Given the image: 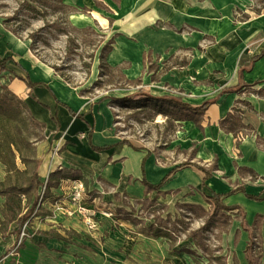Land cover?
Returning <instances> with one entry per match:
<instances>
[{"label": "rangeland", "instance_id": "1", "mask_svg": "<svg viewBox=\"0 0 264 264\" xmlns=\"http://www.w3.org/2000/svg\"><path fill=\"white\" fill-rule=\"evenodd\" d=\"M93 1L97 9L106 12L103 4ZM76 2L0 0V25L27 42L29 50L32 45L30 53L35 59L52 70V67L58 69V73L53 70L56 75L66 78L70 87L92 101L102 97L138 100L142 98L137 96L141 92L149 97L195 102L194 95L198 92L193 86H201L198 95H206L229 83L224 81L225 76L219 67L210 69L205 66V48L211 43L209 39L203 40L196 49L147 55L137 80L129 81L125 77L126 63L114 67L116 71H104L106 76L100 77L99 55L111 35L92 20L91 10ZM246 2L251 12L264 6V0ZM67 5L71 8L66 9ZM44 10L47 11L45 16L42 15ZM244 19L242 11L235 9L234 22ZM15 76L8 70L0 73V93L6 87L12 101L20 100L26 104L27 99L10 89V82L17 79ZM18 77L24 78L23 75ZM98 80H102V84L98 85ZM258 97L264 102V97L246 88L239 96L242 100L237 101L232 112L240 119L243 128L234 127L232 146L225 153L222 172L232 177L233 169L236 170L239 177L234 185H241L245 180L264 185V178L254 171L237 169L239 144L251 133L242 120L243 111L253 110L246 99L256 100ZM130 104L112 103L110 99L102 102L112 113L114 133L119 140L133 148L150 151L159 163L171 166L196 164L197 140L202 132L198 120L174 121L173 110L165 115L158 113L153 103L135 108ZM23 111L20 118L10 124L6 137L7 142L15 144L20 155L15 153L14 159L0 142V160L6 163V167L0 164L5 172L1 188L7 190L4 197L0 196V233L3 236L0 250L7 246L0 253V260L11 256L14 258L12 264H246L244 249L249 243V232H253L254 257L258 264H264V220L247 223L245 230L240 225L239 213L214 209L211 195L199 205L184 203L179 195L157 197L151 194L133 201L119 195L120 205L115 207H102L96 203L98 211L94 230L89 229L81 217L66 216L57 206L52 207L61 203L54 201L52 191L44 193V188L46 183L56 184L58 177L80 176L63 171L57 176L49 175L44 181L40 177L41 186H34L32 178L39 158L55 155L60 143L55 142L53 149L47 148L45 125L41 126L30 112ZM259 117L264 124V115ZM262 138L260 145L264 148ZM217 164V157L211 158L208 164L197 162L206 170H216ZM227 176L225 178H229ZM219 183L218 180L217 185ZM84 186L86 191L91 190L88 181ZM62 193L63 198L68 197V191ZM41 196L43 200L47 198L49 204L44 203L46 200L39 202ZM64 204L67 205V201ZM91 206L86 203L87 208L91 209ZM114 212L117 213L116 222ZM20 217H25L24 223L15 231V222ZM164 226L171 231V236H155V231L161 232Z\"/></svg>", "mask_w": 264, "mask_h": 264}, {"label": "crops", "instance_id": "2", "mask_svg": "<svg viewBox=\"0 0 264 264\" xmlns=\"http://www.w3.org/2000/svg\"><path fill=\"white\" fill-rule=\"evenodd\" d=\"M96 1L104 5L106 12L97 9L93 0H77L76 3L91 10L92 20L111 35V49L105 62L113 68L126 63L124 75L129 81L137 80L141 75L147 55H160L168 50H192L203 40H211L205 48V66L210 69L219 67L225 76L224 81L229 83L206 95H198L201 86H193L198 92L194 95L197 100L180 101L199 107L205 101L215 99L203 115L195 120L199 121L202 132L197 140L194 163L208 164L211 158L217 157L218 166L206 181V188H203L204 174L196 168L159 163L150 151L122 143L114 133L111 111L102 105L105 100L100 101V98L92 101L79 95L50 67L31 55L27 42L19 40L0 25V59H9L6 69L12 74L23 75V79L28 77L32 83L40 84L30 89L19 80L29 112L45 125L47 148L53 149L55 142L60 143H57L60 146L55 155L39 158V180L42 177L41 181H44V178L55 172L79 174L77 178L84 184L88 181L90 185L91 190L86 191L85 202L92 204L91 199L94 198L95 204L91 207L96 206V203L102 207L120 205L117 200L119 195H125L133 201L151 194L157 197L179 195L184 203L199 205L205 201L203 195L227 194L240 187L243 192L226 196L222 200L223 204L240 207L246 225L254 224L256 219L264 220V185L247 180L241 185H234L239 177L236 170L233 169L232 177L222 172L225 153L232 146L233 138L231 133L222 131L219 126L220 121L233 115L235 104L242 100L239 96L243 90L250 88L256 94L264 91V6L251 12L246 0ZM92 7L95 10L93 12ZM235 9L242 11L244 20L234 22ZM255 57L258 58L252 61ZM14 80L18 79L11 82ZM237 86L241 87L240 92L221 94L223 90ZM246 101L253 110H242V120L251 126L256 136L263 139L264 124L259 116L264 115V102L259 97ZM65 106L81 117L71 115ZM89 139L91 146L99 151L90 146ZM239 152L237 169L252 170L264 178V148L256 142L255 136L243 138ZM143 178L159 188L145 194ZM67 179L71 178L60 179L55 187L46 189V192L52 191V195L58 198ZM4 180L5 172L0 166V183ZM218 180L220 183L217 185ZM114 215L115 221L117 213L114 212ZM19 219L15 222V231L23 225L19 226ZM2 237L0 233V242ZM10 238L13 239L12 236ZM13 260L7 256L0 260V264H12Z\"/></svg>", "mask_w": 264, "mask_h": 264}, {"label": "trees", "instance_id": "3", "mask_svg": "<svg viewBox=\"0 0 264 264\" xmlns=\"http://www.w3.org/2000/svg\"><path fill=\"white\" fill-rule=\"evenodd\" d=\"M50 1H52V0H50ZM59 1L62 2V0H59ZM65 8L70 9L71 7L65 6ZM42 15H44V16L47 15V11L44 10ZM4 23L7 24L6 22H4ZM10 32L12 34H15L14 31H10ZM110 49H111V41H108V43H106L101 48V52L99 55L100 77L106 76L104 71L108 72V71H116L117 70L113 67H110L105 62V56L109 53ZM30 51L31 52L33 51L32 45L30 46ZM257 58L258 57L253 58L252 61H254ZM8 61H9V59H0V73L7 71L6 64ZM91 61L93 63L94 55L91 57ZM52 68L56 73H58V69H56L54 67H52ZM15 77L18 80L23 81L25 83V85L30 89L40 85L38 83H32L28 77L25 79L20 78L18 76H15ZM59 77H61L64 80V82H67L66 78L64 79L60 75H59ZM102 82H103L102 80H98L97 84L100 85V84H102ZM240 90H241V87L237 86L234 88L225 89L221 92V94H225V93H229V92H240ZM257 94L261 97H264V91H258ZM8 95L10 96L11 94L8 92L6 87H3L2 92L0 93V142H2L4 144L6 151H8V153H10V155L15 159V156H16L15 153L19 154V151L13 142H7L6 141V137L9 134V126L11 123H15L16 120H18L20 118V116L22 115V112H24L23 110H27L28 112H29V110H28V107L26 106V104L24 102H22L20 100L12 101V98H10ZM79 95L83 96L81 92H79ZM137 96H140L142 98H140L138 100H132L131 98L129 99L127 97H124V98L102 97L100 99V101H103L105 99H110V102H112V103L127 102V103H131L130 105H132L133 108L138 107L139 105H143L144 103H153L157 106V112L160 114L167 115L169 110H173V112H171V114L174 116L172 120L179 121V122L196 120L198 117L203 115V112L207 109V107L209 105H211L212 103L215 102V99H213V100L205 101L199 107H192L189 104L183 103L182 101H180L176 98L149 97V96H146L145 94H142L141 92L138 93ZM67 110L71 115L76 116L78 118L81 117L80 115H75L70 109L67 108ZM38 123L44 127L43 123H41V122H38ZM219 126H220L222 131H224L226 133H231V134L234 133V129H235L234 127L243 128V126L241 125L240 119L234 117V115H228L225 119H223L222 121L219 122ZM247 129L251 130V133H248L247 135L250 134V135L255 136L256 142L260 145V142H263V139H261L260 137L255 135L251 126L247 125ZM121 142L126 144V145H129L125 141L121 140ZM89 144H90V139H89ZM90 146H91V144H90ZM91 147L96 151L100 150V149L94 148L93 146H91ZM0 164H3L6 167V163L3 162L2 160H0ZM186 166H192L204 174L202 187L206 188V181L211 177L212 172L215 171L214 170L215 168H213L211 170H206L205 168H203L197 164H191V163H185L179 167H186ZM38 167H39V163L37 162L36 163V170H35V172L33 174V178H32V181L34 182V186L36 188L41 186L39 177L37 175ZM141 169H142V173H143V165H142ZM60 173L61 172H55L52 174V176L53 175H55V176L60 175ZM58 178H59L58 179V181H59L60 177H58ZM142 184L145 187V194L149 193L150 191L157 190L159 188L158 185L157 186L152 185L149 182H147L144 178L142 179ZM2 186H3V183H0V195H5L7 193V190H3L1 188ZM55 186H56V184L49 185V183H46V189H49V188L55 187ZM238 191L243 192V189L240 187H237V188L231 190L230 192H228L227 194L212 193L211 202L214 206V209H216V210H220L223 212H229V213L236 211L237 213H239L241 216L240 225L243 229L247 230L246 223L244 221V213L241 210V208L237 207V206H232V207L225 206L222 202L223 198H225L228 195L234 194ZM167 194H170V192H167ZM163 195H164V193H163ZM203 198L205 199V201L209 199L207 196H204V195H203ZM252 198H255V197H252ZM258 217L259 216H257V218ZM24 220H25V217H21L19 219V226H21L23 224ZM170 233H171V231L167 227L164 226V228L161 230V232L158 230L155 231V236H161V237L169 238L171 236ZM248 238H249V243L247 244V246L245 247V250H244L246 264H258L257 260L254 257V234H253V232H249Z\"/></svg>", "mask_w": 264, "mask_h": 264}, {"label": "built area", "instance_id": "4", "mask_svg": "<svg viewBox=\"0 0 264 264\" xmlns=\"http://www.w3.org/2000/svg\"><path fill=\"white\" fill-rule=\"evenodd\" d=\"M68 191V197H64V193H61V195L56 198V196H53L56 201V199L59 200L61 204H63L65 208L61 206V204L58 206L57 204L53 205L52 207L57 206L59 210H62L64 214L68 217L71 216H77L81 217L84 220V223L89 229H96V223L94 221V218L96 216V212L98 211L97 206L87 208L86 207V189L84 186V183L79 178H72L65 180L64 185L62 186V192ZM44 193H46V188H44ZM46 197V196H45ZM60 198H62L60 200ZM52 199V200H53ZM43 197L41 196L39 202H42ZM44 203L49 204L47 198ZM43 200V201H44ZM67 201V205L64 204V202ZM92 204H95V199H91ZM61 206V207H60ZM111 215V214H108Z\"/></svg>", "mask_w": 264, "mask_h": 264}, {"label": "bare ground", "instance_id": "5", "mask_svg": "<svg viewBox=\"0 0 264 264\" xmlns=\"http://www.w3.org/2000/svg\"><path fill=\"white\" fill-rule=\"evenodd\" d=\"M98 19L100 22H103V20L101 18L98 17ZM10 89L14 94H16L18 96H22L23 99L26 98V95L23 91L22 83H20L19 80H14L13 82H11L10 83Z\"/></svg>", "mask_w": 264, "mask_h": 264}]
</instances>
